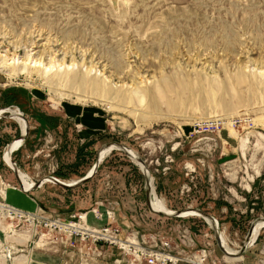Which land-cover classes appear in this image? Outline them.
<instances>
[{
  "label": "rangeland",
  "instance_id": "obj_1",
  "mask_svg": "<svg viewBox=\"0 0 264 264\" xmlns=\"http://www.w3.org/2000/svg\"><path fill=\"white\" fill-rule=\"evenodd\" d=\"M3 108L28 120L13 157L29 184L77 180L116 142L145 161L168 210L213 216L230 249L264 218V0H0ZM211 121L215 133L204 127ZM20 132L15 120L0 121V204L17 210L3 156ZM142 181L113 151L79 188L43 185L30 214L63 220L74 202L91 228V220L118 226L162 254L159 240L169 242L167 264H264V227L242 257L228 259L204 220L150 214ZM121 216L130 228L117 225ZM0 264L147 263L1 219Z\"/></svg>",
  "mask_w": 264,
  "mask_h": 264
},
{
  "label": "water",
  "instance_id": "obj_2",
  "mask_svg": "<svg viewBox=\"0 0 264 264\" xmlns=\"http://www.w3.org/2000/svg\"><path fill=\"white\" fill-rule=\"evenodd\" d=\"M1 120H19L23 124V131L20 132L17 138L11 140L6 145L5 148L6 166L12 172L16 184L19 190L23 194L27 195L33 193L45 184L57 186L65 190H73L79 188L84 184L88 183L89 181H91L95 177L102 163V158L104 153L107 151H109V153L115 151L124 155L127 159L132 161L139 168L143 179L142 188L144 192V203L150 214L165 219L198 218L204 220L209 225V228L212 232V236L215 240L218 250L228 259H236L242 257L250 247V242L252 240V236L256 230V227L260 225H264V218L255 219L251 223L240 248L235 252L227 251L222 243L221 233L219 229V222L213 216L199 209H194V208H185L182 210H168L167 208L160 210L154 208L152 205L153 184H152V175L150 169L146 165L145 161L135 151H133L132 149H130L125 145L116 142L103 144L97 150L95 154L94 163L92 164L89 171L84 176H82L77 180L67 182V181H62L53 176H46L35 183L26 185L22 182L20 178V170L13 157L14 154L13 147L20 142L23 143L27 139L30 129L28 120L26 119L25 115L22 112H20L18 109L15 108L0 109V121Z\"/></svg>",
  "mask_w": 264,
  "mask_h": 264
},
{
  "label": "built area",
  "instance_id": "obj_3",
  "mask_svg": "<svg viewBox=\"0 0 264 264\" xmlns=\"http://www.w3.org/2000/svg\"><path fill=\"white\" fill-rule=\"evenodd\" d=\"M218 126L219 124L216 121L204 124L205 129L211 133L217 132ZM196 127L200 128L201 126ZM82 215L85 214L78 215L73 213L63 220L49 219L38 214H30L11 208L6 204H0V220L9 221L12 224L27 223L35 231L44 229L69 238L75 237L84 244L94 247V249H97V247L115 248L127 254L131 253L135 255V258H143L147 264H156L158 261L167 264L172 261L169 252L168 255L165 254L171 249L169 242L162 239L159 240L158 245L164 254L154 251L152 248H142L136 246V239L133 233H129L126 238L127 235H123V230L118 226L105 225L97 229L91 228L86 224L85 216Z\"/></svg>",
  "mask_w": 264,
  "mask_h": 264
},
{
  "label": "crops",
  "instance_id": "obj_4",
  "mask_svg": "<svg viewBox=\"0 0 264 264\" xmlns=\"http://www.w3.org/2000/svg\"><path fill=\"white\" fill-rule=\"evenodd\" d=\"M41 187L39 189H37L35 192L27 194V195L23 194L20 190L12 189L10 192H8L10 194V196L8 194L7 195H8L9 199L11 198V200H14L13 203L16 206H19L20 210L26 211L29 213H36L35 209L37 208V206L39 204L38 203L39 202L38 191L41 189ZM67 203L70 205H73V206L65 207L66 210H63L61 213H59L62 216L69 217V215H71L72 213H75V212L79 211L80 209H82V208H80L81 206L79 204L77 205L74 202H67ZM127 218L128 217H122V216L117 217V219H116L117 225H119L123 228H130L131 219L130 218L127 219ZM91 221H92L91 223H92L93 228H99L102 225L101 221H93V220H91ZM92 261H95V260H92Z\"/></svg>",
  "mask_w": 264,
  "mask_h": 264
},
{
  "label": "bare ground",
  "instance_id": "obj_5",
  "mask_svg": "<svg viewBox=\"0 0 264 264\" xmlns=\"http://www.w3.org/2000/svg\"><path fill=\"white\" fill-rule=\"evenodd\" d=\"M12 62L11 63H8V64H6V61L5 62H3L2 61V66L4 67V68H6V66H12ZM9 68H11V67H9ZM8 68V69H9ZM24 69V68H23ZM22 70V69H21ZM82 81V80H81ZM88 82V81H87ZM18 124H19V126H20V129H21V131H23V124H22V122L21 121H19V120H15ZM21 145H22V142H20V143H18V144H16L14 147H13V150H14V152H16V150H18L20 147H21ZM108 154H109V151H107V152H105L104 153V155H103V158H102V161L108 156ZM4 162H5V164H6V156H5V153H4ZM20 178H21V180H22V182L24 183V184H29L28 183V179H27V177L23 174V173H21L20 172ZM152 205H153V207L154 208H156V209H166V206H165V202H164V200L163 199H161V198H158V197H156L155 195H154V193L152 192ZM82 216H84V215H82ZM264 227V225H260V226H258V227H256V230H255V232H254V234H253V236H252V240H251V242H250V246H252L253 245V243H254V240H255V238H256V235L259 233V231L262 229ZM221 239H222V243H223V246H224V248L227 250V251H229V252H235L234 250H232V249H230L227 245H226V243H225V240L223 239V236L221 235ZM237 259V258H236Z\"/></svg>",
  "mask_w": 264,
  "mask_h": 264
}]
</instances>
